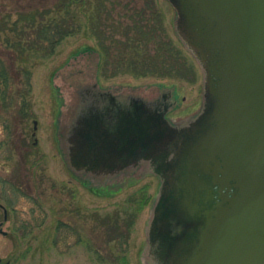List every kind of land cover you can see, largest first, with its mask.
Segmentation results:
<instances>
[{"label": "water", "instance_id": "water-1", "mask_svg": "<svg viewBox=\"0 0 264 264\" xmlns=\"http://www.w3.org/2000/svg\"><path fill=\"white\" fill-rule=\"evenodd\" d=\"M167 1L202 72L199 111L172 122L174 88L81 86L57 122L62 152L84 179L158 176L142 252L153 264H264V0Z\"/></svg>", "mask_w": 264, "mask_h": 264}, {"label": "rangeland", "instance_id": "rangeland-1", "mask_svg": "<svg viewBox=\"0 0 264 264\" xmlns=\"http://www.w3.org/2000/svg\"><path fill=\"white\" fill-rule=\"evenodd\" d=\"M60 1L0 0V21L6 24L0 36L2 45L5 35L16 37L8 26L21 11L49 9V16H72L81 26L80 31L64 38L51 56L30 59L27 66L31 70V91L26 96L29 116L20 111L17 93L21 88L17 84L10 86L7 103L0 101V203L8 212L3 225L7 234L0 235V258L10 264H153L142 252L147 244L146 228L152 201L160 185L158 176L146 165L126 170L116 178L92 176L88 184L96 187L125 178L124 183L112 187L107 194L92 191L81 183L84 176L73 171L67 155L62 152L64 144L58 138L56 124L58 122L63 130L77 102L79 87L96 82L112 92L126 91L148 99L161 89L174 88L180 101L168 112V118L181 123L201 107L202 72L175 34V12L167 0H102L101 18L105 23V11L113 8V19L107 20V24L118 19L127 21L125 17L119 18L124 11L123 3L147 10L149 16L152 9L157 11L161 27L194 64L196 73L192 82L176 77L136 75L134 62L144 60L143 48L139 52L133 47L117 52L118 46L106 40L105 45L111 42L113 46L106 55L98 47L92 26L97 21L96 7L100 0H71L59 6ZM115 37L120 34L115 33ZM85 47L96 52L77 54ZM119 58H123V62L117 63ZM96 61L98 67L95 69ZM95 213L109 214L110 223L117 217L132 216L134 222L123 250L115 241L104 243V228L99 226ZM58 220L68 221L74 231L67 232L66 237L54 243ZM23 223L33 225L28 235L18 229Z\"/></svg>", "mask_w": 264, "mask_h": 264}, {"label": "trees", "instance_id": "trees-1", "mask_svg": "<svg viewBox=\"0 0 264 264\" xmlns=\"http://www.w3.org/2000/svg\"><path fill=\"white\" fill-rule=\"evenodd\" d=\"M70 1L61 0L59 6ZM102 3L103 1L100 0L98 7H96L97 21L92 26V33L98 40V47L106 55L108 52L110 54V49L113 47L112 43L118 46L117 52L122 49L124 51L128 47H133L139 52V49L143 48L144 60L134 62L133 71L136 75L176 77L188 82L195 79L196 71L193 62L183 54L166 30L161 27L162 21L157 11L152 9L153 11L149 16L147 10L136 9L134 6L130 7V4L123 3L124 11L119 15V18L125 17L129 22L118 19L113 20L114 23L107 24V20L113 19L111 16L113 8L105 11L104 23L101 18V6H104ZM49 13V9L19 12L16 20L11 26H8L9 30L16 34V37L11 38L5 35L4 44H0V101L2 104L7 103L10 86L17 84V87L21 88L17 93V98L20 103V111L24 116L30 115V108L26 101V96L31 91V70L27 66L30 59L32 57L46 58L51 56L56 46L64 38L77 33L81 27L72 16L51 17L48 15ZM4 25L6 24L0 21V36L6 29ZM158 30H160V34H158ZM115 33L120 34V37H115ZM106 40H110L112 43L109 42L108 45H105ZM94 52H96L95 49L85 47L77 54ZM98 54L101 56L100 51ZM123 60V58H119L116 62L120 63ZM5 107L7 106L5 105ZM90 189L101 194L111 192L104 186L95 188L96 190ZM110 217L109 214L96 215L99 226L104 228L102 232L103 236L106 237L104 243L115 241L117 247L123 250L128 244L134 222L133 218L131 215L122 219L117 217L110 223ZM32 228L33 225L29 223L18 226L23 235H28ZM70 231H74V227L68 221L58 220L53 242L56 243L63 239L66 237V233ZM77 239L80 240L79 236Z\"/></svg>", "mask_w": 264, "mask_h": 264}, {"label": "flooded vegetation", "instance_id": "flooded-vegetation-1", "mask_svg": "<svg viewBox=\"0 0 264 264\" xmlns=\"http://www.w3.org/2000/svg\"><path fill=\"white\" fill-rule=\"evenodd\" d=\"M171 101L172 102H174L175 103V107H177L178 105H179V95H178V93H177V91H176V89L174 90V92H173V94H172V96H171ZM34 129H36V125L34 126ZM34 134V133H33ZM37 143V140L35 139L34 140V144H36ZM119 177V176H118ZM116 178V177H115ZM123 179H125L124 177H121L120 179H114L113 181V183H111V184H107V185H105L104 187H107V189H109V190H111L112 189V187H119L122 183H124V181H123ZM115 181L116 182H118V183H115ZM81 183L83 184V185H85V186H87L88 185V179L86 178V179H82L81 180ZM120 183V184H119ZM111 185H115V186H111ZM98 187H100V185L99 186H90V188H98ZM95 189V190H96ZM93 191V190H92ZM94 192H96V191H94ZM98 193V192H97ZM6 210V211H5ZM0 211H1V219H0V228L2 229V230H5L4 228H3V225H4V223L7 221V218H8V212H7V208H6V206H4V204H2V203H0ZM7 234V233H6ZM5 234V235H6ZM0 235L1 236H5L4 235V233L3 232H0ZM6 262H8V264H10V262L9 261H3L2 260V258H0V264H4V263H6Z\"/></svg>", "mask_w": 264, "mask_h": 264}]
</instances>
